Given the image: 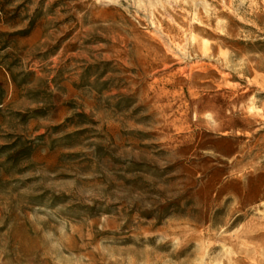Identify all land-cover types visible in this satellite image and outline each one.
Returning a JSON list of instances; mask_svg holds the SVG:
<instances>
[{"label": "rangeland", "instance_id": "obj_1", "mask_svg": "<svg viewBox=\"0 0 264 264\" xmlns=\"http://www.w3.org/2000/svg\"><path fill=\"white\" fill-rule=\"evenodd\" d=\"M0 264H264V0H0Z\"/></svg>", "mask_w": 264, "mask_h": 264}]
</instances>
